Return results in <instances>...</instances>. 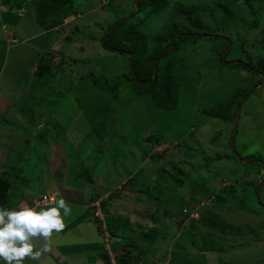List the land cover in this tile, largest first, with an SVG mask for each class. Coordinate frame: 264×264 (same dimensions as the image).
<instances>
[{
	"label": "rangeland",
	"instance_id": "rangeland-1",
	"mask_svg": "<svg viewBox=\"0 0 264 264\" xmlns=\"http://www.w3.org/2000/svg\"><path fill=\"white\" fill-rule=\"evenodd\" d=\"M38 1L0 0V92L24 175L13 187L85 189L134 264H264V75L232 65H264V0H166L151 14L137 0H59L69 14L44 27ZM119 20L154 47L174 25L194 33L173 47L174 110L125 83L129 56L101 42ZM233 94L228 119L203 112Z\"/></svg>",
	"mask_w": 264,
	"mask_h": 264
},
{
	"label": "trees",
	"instance_id": "trees-1",
	"mask_svg": "<svg viewBox=\"0 0 264 264\" xmlns=\"http://www.w3.org/2000/svg\"><path fill=\"white\" fill-rule=\"evenodd\" d=\"M59 0H39L38 7L36 9V22L39 26L44 27L50 19L52 18H64L70 12L69 6L65 7L64 3H58ZM248 8L251 10L250 0H244ZM166 0H137V11H141L145 6L149 7L150 14L155 13L158 10L165 7ZM53 7L51 8V6ZM41 7V9H40ZM176 9L180 12L194 11L193 7L184 8L181 4L176 5ZM124 20H119L111 25L110 29H105L103 38L101 39L104 48L118 52L120 54H125L128 57V74L125 75V83L131 82L134 88V93L136 96H149L154 107L164 110L172 111L177 106V94L179 86L171 80L170 69L173 67L172 54L175 49L173 47L179 37L182 40L187 38H193L195 36L193 32L189 29H183L181 26L174 25L170 30L163 32L157 36L155 39L159 43V46H152L147 40L146 36L139 31L137 27H133L130 30L123 31ZM191 24L195 25L197 28H201L202 23L198 20L194 22L189 21ZM181 27V28H180ZM197 33V32H196ZM189 34L191 36H189ZM198 36L203 35L202 33H197ZM212 37L221 38L218 35H213ZM172 49V50H171ZM165 54L159 61H155ZM247 62H239L232 64L235 66L243 65V67L251 71L254 74L264 75V65L258 67L256 66L249 56ZM1 60V54H0ZM224 64H229L222 57ZM155 64V73H153V68ZM41 76V72L37 74ZM118 86L115 84L114 89L116 90ZM81 95L87 97L85 90L79 91L77 94V100L82 98ZM236 94L231 95L224 102H217L209 110L203 111L208 116L227 118L228 119V107L233 104V98ZM87 102L85 100L84 104ZM97 109L93 111L94 117L97 114ZM233 151L235 149L233 148ZM11 183L3 176H0V207L9 208V189ZM103 205V203H102ZM108 225V224H107ZM111 230V229H110ZM112 232V231H111ZM102 238V237H101ZM102 240V239H101ZM103 242V240H102ZM103 258L107 261L108 257L104 254ZM135 256H131L128 252L123 257H117V264H134Z\"/></svg>",
	"mask_w": 264,
	"mask_h": 264
},
{
	"label": "crops",
	"instance_id": "crops-1",
	"mask_svg": "<svg viewBox=\"0 0 264 264\" xmlns=\"http://www.w3.org/2000/svg\"><path fill=\"white\" fill-rule=\"evenodd\" d=\"M2 95L0 92V176L6 178L10 168H16L20 175L22 163L18 162L16 153L10 152L11 155L9 156L8 144L13 138H11L12 135L8 136L9 132L6 125L8 113L5 112L8 105L5 106L7 101ZM19 177H24V175H14V179L10 181L6 178L11 183L9 209L26 207L30 204L31 197L35 198L44 195V193H52L55 190L59 192L55 195V200L61 197L64 198L72 209V214L65 218V229L59 233L54 232L48 242L50 250L43 252L38 260L25 258V264H98L101 258L102 241L94 221H90L91 218L89 219L91 209H89L90 204L88 206V203L91 195H86L85 189L72 190L67 184L61 187L56 180H50L52 183L49 182L47 189L41 193H35L34 190L28 187L19 192L13 187L21 183ZM31 183L33 184V180H31ZM39 184H44L43 180ZM13 196L17 197L18 202L13 203ZM52 206H55L54 203L41 208ZM44 243L43 238H39L35 241V247L37 249L42 248Z\"/></svg>",
	"mask_w": 264,
	"mask_h": 264
},
{
	"label": "clouds",
	"instance_id": "clouds-1",
	"mask_svg": "<svg viewBox=\"0 0 264 264\" xmlns=\"http://www.w3.org/2000/svg\"><path fill=\"white\" fill-rule=\"evenodd\" d=\"M42 196L31 199L30 204L23 208L0 207V264H25V258L38 260L43 252L50 250L48 242L53 233H59L65 229V218L72 214L71 207L64 198L55 200L54 195H49L53 197V202L46 205L54 203L55 206L45 207L42 210L37 209L46 205L33 208V200ZM97 202L99 203V201ZM99 205L102 208L100 203ZM102 214L104 216L103 212ZM91 215H93L92 210ZM93 220L97 223V230L100 231L98 221L94 217ZM112 233L115 238H118L116 233L113 231ZM99 234L101 235V233ZM39 238H43L45 243L42 248L37 249L35 241ZM104 254H106L105 251Z\"/></svg>",
	"mask_w": 264,
	"mask_h": 264
},
{
	"label": "built area",
	"instance_id": "built-area-1",
	"mask_svg": "<svg viewBox=\"0 0 264 264\" xmlns=\"http://www.w3.org/2000/svg\"><path fill=\"white\" fill-rule=\"evenodd\" d=\"M51 202H53L52 196L43 195L41 198L33 200L32 207L35 208L37 206H43ZM94 206H95L94 207L95 210L93 211V215H94V218L98 221V227H99L101 236L103 238V242L105 244L104 250L108 257V260L106 261L105 264H117L114 247H113L114 240L116 241L117 239L114 237L113 233L108 228L105 222L104 216L100 210L99 203L98 202L94 203Z\"/></svg>",
	"mask_w": 264,
	"mask_h": 264
}]
</instances>
